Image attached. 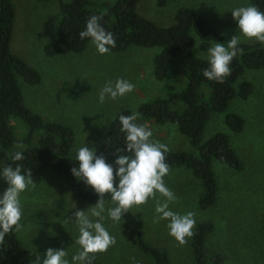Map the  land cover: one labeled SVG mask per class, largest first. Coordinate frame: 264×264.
Listing matches in <instances>:
<instances>
[{
	"label": "rangeland",
	"instance_id": "rangeland-1",
	"mask_svg": "<svg viewBox=\"0 0 264 264\" xmlns=\"http://www.w3.org/2000/svg\"><path fill=\"white\" fill-rule=\"evenodd\" d=\"M10 1L14 21L9 49L39 74L36 84H28L17 77L23 102L42 118L63 122L71 128L73 137L68 156L76 158L77 149L86 145L95 148L97 155H103L107 163L114 164L119 154L108 145L106 129L109 120L120 109H127L130 115L135 112L138 116L136 122L152 130L154 142L166 144L171 151L195 152L175 124L155 123L137 113L140 104L164 97L168 89L177 92L183 88L186 72L182 57L174 58L164 76L156 79L151 62L152 56L159 51L156 46L130 45L101 55L89 40L81 51L46 56L42 46L54 38L61 15L57 0ZM60 1L67 3L70 0ZM88 1L92 7L103 10L102 3L111 4L114 0ZM248 5L249 0H166L163 5H158L156 0H139L134 8L157 26L172 24L178 8H190L221 36L219 40H211L209 48L216 42L226 44L233 35H240L231 10ZM190 36L192 54L207 60L208 48L201 50L197 36L193 32ZM241 43L256 44L247 42L243 36ZM194 45L199 55L195 54ZM118 77L133 83L134 91L125 98L106 99L100 104L98 94L101 88L106 81H115ZM241 81L250 84L248 95L244 98L234 96L224 110L210 113L200 137L203 142L216 132L227 135L241 169H233L215 159L210 161L216 192L213 203L204 208L198 206L200 182L189 169L181 165L170 166L171 171L164 181L178 197V202L170 204L173 211L180 214L195 212L196 224L209 222L212 225L204 240L208 254H222L221 264H264V68L243 70L233 87L236 88ZM201 93L204 98L207 96L204 89ZM227 112L236 113L243 119L239 131L233 132L225 125L223 116ZM11 124L15 137L26 136V126L19 119L12 118ZM40 134L39 131L32 133L29 143L35 144ZM14 150L18 149L12 147L8 153ZM79 182L92 194V202L73 195L64 180L49 168L42 170L34 190L21 194L24 228L21 233L14 231V234L23 247L32 251L31 262L38 253L43 259L48 248L66 249L67 258L71 260L79 248L75 243L79 237L78 227L69 218L76 210H86L98 200L90 186ZM105 198L106 208L115 206L108 194ZM131 211L124 215L120 225H114L105 213L103 225L117 243L106 253L95 254L94 264H154L151 256L138 248L137 235L150 246L162 248L170 264H194L190 239L186 246L180 247L169 235L167 221L153 223L157 215L154 200L141 206L139 212L135 207Z\"/></svg>",
	"mask_w": 264,
	"mask_h": 264
},
{
	"label": "trees",
	"instance_id": "trees-1",
	"mask_svg": "<svg viewBox=\"0 0 264 264\" xmlns=\"http://www.w3.org/2000/svg\"><path fill=\"white\" fill-rule=\"evenodd\" d=\"M50 1V0H38ZM139 0H114L111 4L102 3L103 10L91 6L88 0H70L63 3L57 0L61 12L57 21L55 36L45 42L42 51L46 56L81 51L90 39H81L79 33L86 27L87 19L92 15L101 16L100 21L106 31L113 33L116 47L110 51H119L130 45L159 47L152 56V71L156 79H161L168 64L176 57L183 60L185 83L181 90L168 89L164 97H156L137 107V113L155 123L171 122L195 149L192 151H171L166 153V162L170 166H184L189 169L201 185L198 206L204 208L215 199L216 183L210 168V161L215 159L233 169H241V163L231 148L228 136L222 132L213 133L200 142L203 127L210 113L224 110L228 101L234 97L244 98L251 90L247 81H241L233 87L235 79L245 69L264 68V47L260 44L240 43L243 53L233 59L231 75L224 83L209 81L203 75L208 60L195 57L191 52L193 32L199 40V48L206 50L211 40H219L218 32L210 29L206 20L187 7H180L174 13V21L168 26H157L135 11ZM166 0H156L163 5ZM264 12V0H249ZM14 21V9L10 0H0V173L7 164H13L8 151L21 143L25 147L24 170H32L33 180H40L41 172L49 168L58 174L76 197L92 202L93 196L83 189L80 182L72 175L71 168L78 167L76 158L68 156L72 143L71 128L60 121H49L28 108L22 99L17 77L28 84L39 82L38 72L9 49V41ZM170 87V86H168ZM202 89L207 92L205 98ZM120 115H130L127 109H120L109 120L106 129L108 145L116 151L125 148V134L120 131ZM19 119L27 129L26 136L17 138L13 134L11 119ZM225 125L233 132L239 131L243 119L236 113L227 112L223 116ZM41 132L36 143L31 145V135ZM118 153V152H117ZM120 155V153H118ZM131 156V153H124ZM15 166V165H13ZM7 184L0 175V193ZM264 227V222H263ZM212 230L209 222H200L190 239V251L194 264H221L223 255L208 254L204 246L206 235ZM138 248L151 256L154 264H170L166 252L147 244L140 235L136 236ZM32 251L23 247L14 231L6 234L5 242L0 245V264H31Z\"/></svg>",
	"mask_w": 264,
	"mask_h": 264
},
{
	"label": "clouds",
	"instance_id": "clouds-1",
	"mask_svg": "<svg viewBox=\"0 0 264 264\" xmlns=\"http://www.w3.org/2000/svg\"><path fill=\"white\" fill-rule=\"evenodd\" d=\"M231 14L240 35H233L226 44L216 42L208 48L209 66L203 70V75L209 81L224 83L231 75L230 65L233 59L243 53L239 46L241 36L247 42L264 45V12L255 5H248L232 9ZM101 20V16H90L79 36L82 40L89 38L97 52L105 55L116 47V40L112 32L105 30ZM194 52L199 55L195 45ZM134 89L135 85L123 77H118L115 81L108 80L98 94V101L100 104H104L106 99L117 101ZM137 119L135 112L120 115V131L125 134L126 147L116 149L120 155L114 160V164L107 163L103 155H97L95 148L85 145L77 149L78 167L71 168V173L78 181L90 186L98 196L94 205L86 210H76L74 216L69 218L78 227L79 237L75 243L79 248L71 256V260L67 258L69 253L66 249L48 248L43 259L38 253L31 264H94L95 254L106 253L117 243L116 238L103 225L105 213L114 225H120L126 213L132 212L134 207L139 212L141 206L148 204L150 200L155 201L157 214L153 223L167 221L169 235L178 246H186L195 235L196 213L189 211L180 214L170 208V204L178 202V197L164 181L171 171L166 162L169 148L164 143L154 142L151 139L152 130L137 123ZM24 147L21 143L14 145L18 150L11 153L13 164L5 165L0 173L7 184L0 193V245L4 244L6 234L23 231L21 194L37 187L32 178V170H24L22 164L17 163L25 158ZM124 153H131V156ZM106 194L110 196L114 207L106 208ZM131 259L135 261V257Z\"/></svg>",
	"mask_w": 264,
	"mask_h": 264
}]
</instances>
